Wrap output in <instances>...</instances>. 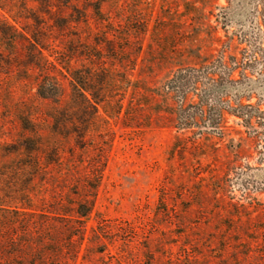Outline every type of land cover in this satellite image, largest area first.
I'll return each mask as SVG.
<instances>
[{
	"label": "rangeland",
	"instance_id": "rangeland-1",
	"mask_svg": "<svg viewBox=\"0 0 264 264\" xmlns=\"http://www.w3.org/2000/svg\"><path fill=\"white\" fill-rule=\"evenodd\" d=\"M257 2L0 0V163L25 139L41 162L0 264H264V126L234 111L264 112V81L206 87L214 125L180 113L201 82L185 99L165 89L237 55ZM70 72L88 91L71 94ZM47 74L59 100L36 94Z\"/></svg>",
	"mask_w": 264,
	"mask_h": 264
},
{
	"label": "trees",
	"instance_id": "trees-1",
	"mask_svg": "<svg viewBox=\"0 0 264 264\" xmlns=\"http://www.w3.org/2000/svg\"><path fill=\"white\" fill-rule=\"evenodd\" d=\"M227 2L230 4L232 0H227ZM226 10V8L221 9L223 20L226 16ZM254 17L260 22H256L255 27L250 32L239 35V44L244 45V47L239 50L237 55L228 56L227 61L218 59L217 61L205 62L196 68L179 69L173 78L167 81L165 89L168 92H175L182 99H185L186 93L190 90L198 91L195 87L200 82L203 85V90L206 87H211L213 90L222 84L223 80L234 75L237 76V79L231 80V82L236 86L264 81V0L257 2ZM69 78L71 94L75 93L76 86L81 92L88 91L83 82H77L79 78L75 73L70 72ZM62 90L57 80L47 74L37 83L36 94L43 100H59ZM208 90L209 88L204 90V94H199L200 101L198 104H190L186 107L181 105V115L189 110H195L194 114L185 116L187 119V122L184 123L185 126H190L191 122L188 121H193V115L196 116L197 114L203 116L212 125L216 124L217 120L215 118L213 120L217 113L216 110L208 109L205 112L198 106L208 103ZM234 111L245 122L257 115L260 126H264V112L257 111L255 113L251 106H244L240 103H237ZM39 151L38 143L30 139L20 140L17 145L2 148L4 155H17L18 158L0 163V261L3 260V253L9 246L7 240L9 224L15 216L28 213V207H31L29 191L34 175L36 176L41 170L40 159L36 156ZM84 197L87 198L86 195ZM74 206L80 231H84V224L91 212V200L80 199L74 203ZM79 239L82 240V233Z\"/></svg>",
	"mask_w": 264,
	"mask_h": 264
}]
</instances>
